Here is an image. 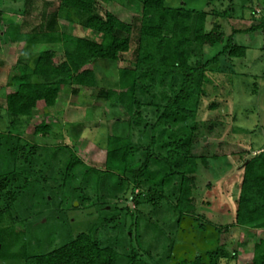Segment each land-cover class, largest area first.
<instances>
[{"label":"trees","instance_id":"16d2710c","mask_svg":"<svg viewBox=\"0 0 264 264\" xmlns=\"http://www.w3.org/2000/svg\"><path fill=\"white\" fill-rule=\"evenodd\" d=\"M139 1L142 8L136 28L108 12H101L97 0H59L46 26L33 34L19 33V26L14 22L0 25V39L10 44L24 43L23 52L35 45H58L63 57L61 62H55V52L46 50L19 59L17 74L7 86L11 90L3 94L9 127L5 132L0 131V261L144 264L138 249L131 246L120 254L113 247L103 246L90 232H81L47 253H36L38 240L33 242L28 237V227L22 224L19 212H16L17 217H11L12 210L17 211L18 205L26 212L23 202L28 199L33 201L30 210L43 209L30 213L42 216L54 201L53 197L47 199L46 190H59L60 194L69 190L68 198L62 197V201L73 200L77 196L73 191L77 190V182L84 187L91 185L97 191L123 192L125 202L133 201L136 207L146 203L151 206L152 215L159 208H166L173 216L175 233L184 235L186 227L193 228L200 236L196 239L198 243L196 240L190 244L170 241L168 264H232L237 253L220 243L223 233L232 227L263 232V236L254 241L251 264H264V148L243 161L230 226H216L195 214L193 198L197 173L208 165V157L192 156L189 150L199 127L198 110L208 96L207 86L214 83L209 76L217 73L213 65L219 62V57L225 56L228 60L245 57L246 49L232 41L233 34L238 32L234 30L226 37L217 24L205 31L208 14L204 11L169 7L165 0ZM58 16L84 31H91L99 41L60 31ZM262 28L263 20L239 33ZM134 30L136 46L132 65L117 70L115 88L98 89L97 92V97L116 114L113 132L106 138L103 169L86 166L68 146H38L27 141L26 128L30 126L37 104L43 102L46 108H53L64 89H72V92L77 88L96 89L95 64L119 61L120 55L130 50ZM216 45L222 48L213 58L202 64H189L194 49ZM262 62L261 79L264 80V52ZM155 86L159 92L151 93ZM145 95L149 100L145 99L147 102L143 104ZM157 100L160 103H155ZM146 104L156 109V119L151 125L144 124L148 128L149 141L144 148H139L132 143L131 131L143 124L139 111ZM214 108L215 105L209 106V109ZM49 131L50 126L42 121L33 128L32 134L45 136ZM159 143H164L167 149L165 156L155 152ZM254 149L251 147L250 151ZM136 154L140 155L137 160ZM62 158V167L56 168L54 161L61 162ZM49 180L58 183L56 189L48 184ZM143 187L145 191H139ZM167 188H173L170 195L165 193ZM174 194L176 198L172 204ZM99 211L120 213L124 221L130 218L132 224L128 229L123 223L113 225L124 234L125 230L132 234L143 218L137 215L139 208L130 212L127 206L115 205L108 212L102 207ZM6 216L11 217V222L3 224ZM144 217L148 223L151 221L146 215Z\"/></svg>","mask_w":264,"mask_h":264},{"label":"rangeland","instance_id":"374dc122","mask_svg":"<svg viewBox=\"0 0 264 264\" xmlns=\"http://www.w3.org/2000/svg\"><path fill=\"white\" fill-rule=\"evenodd\" d=\"M97 3L101 12H108L119 21L132 25L133 28L138 27L142 8L139 0H97ZM165 4L169 7L184 6L206 12L208 15L205 31H209L213 24H217L226 37L235 30L238 33L233 34L232 41L246 49L244 58L228 60L225 56H221L219 62L213 65L217 73L209 76L214 83L206 88L208 96L202 100L198 110L196 119L199 127L189 149L192 156L208 157L207 167L201 168L197 173V187L193 194L195 214L203 216L204 220L216 226H230L233 223V208L238 194L243 161L264 148V80L261 79L264 28L254 32L239 33L261 20L264 21V0H165ZM58 6L59 0H0V25L14 22L19 26V33L33 34L46 26ZM58 29L68 34L86 36L99 41V37L91 31H84L78 26L67 23L61 16H58ZM135 46L134 30L130 40V50L120 55L119 61L95 64L96 89L74 88L75 92H72V89H64L53 108H46L43 102H39L30 126L26 128V140L38 146H68L86 166L103 169L106 138L113 132L116 114H112L104 100L97 97V92L98 89L116 87L117 70L132 65ZM23 47L22 42L10 44L0 39L1 132H5L9 127L4 112L3 94L11 90L7 86L11 78L17 74V61L46 50L55 52V62L63 60L58 45H35L24 52ZM221 48L222 45H216L205 46L200 50L194 49L188 62L191 65L202 64L219 53ZM213 86L216 87L213 89ZM253 88L256 89L255 93L252 92ZM157 92L159 89L155 86L151 93ZM142 99L144 104L147 102L145 99L149 100V97L145 95ZM157 102L160 103L159 100L155 101ZM210 105H215V108L209 109ZM155 111L154 107L147 104L139 111L143 124L133 127L131 131L132 143L139 148H144L149 141L148 128L144 124L154 123ZM42 121L50 126L49 133L45 136H34L33 128ZM165 141L169 140L165 139ZM251 147L255 149L250 151ZM155 149L158 155L165 156L167 149L164 143H159ZM139 156L136 154L135 160ZM63 161L62 158L61 162L54 161L53 164L56 168H60ZM48 184L55 189L58 186V183L52 180H49ZM75 186L77 190L73 191L77 196L73 200L62 201V197H67L69 190H65L63 194H60L59 190H46L47 199L53 197L54 201L53 206L42 216H33L43 209L30 210L33 201L30 202L28 199L23 202L26 212L18 205L17 211L12 210L11 217H17L16 212H19L20 219L24 222L22 224L28 227V237L33 239V242L38 240L37 254L47 253L81 232H90L103 246L113 247L120 254L124 252V248L128 250L131 246L138 249L144 264H168L167 249L172 241H175V244L188 242L190 244L200 238L193 228L189 227L185 228L187 233L184 235L175 233L173 216L164 207L159 208L157 213L152 215L150 205L141 203L136 207L133 201L125 202L122 198L123 192L97 191L91 188V185L84 187L77 182ZM139 191L144 192L145 188ZM172 191L173 188L165 189V193L169 195ZM175 198L176 194L171 198L172 204ZM115 205L127 206L130 212H135L139 208L137 215L143 218L139 220L137 230H133L132 234L128 230H125L127 233L124 234L115 228V224L123 223L122 225L128 229L132 224L130 218L124 221L120 213L103 214L99 211L102 207H105L107 212L112 211ZM144 215L151 219L149 223ZM11 217H4L2 223H10ZM262 236V231L250 232L232 227L223 233L220 243L229 251L237 253V259L232 264H251L254 241ZM0 264H20V262L0 261Z\"/></svg>","mask_w":264,"mask_h":264}]
</instances>
